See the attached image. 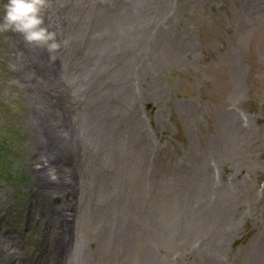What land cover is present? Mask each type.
Returning a JSON list of instances; mask_svg holds the SVG:
<instances>
[{
  "label": "rangeland",
  "instance_id": "1",
  "mask_svg": "<svg viewBox=\"0 0 264 264\" xmlns=\"http://www.w3.org/2000/svg\"><path fill=\"white\" fill-rule=\"evenodd\" d=\"M43 15L54 60L0 33V264H264V0H47ZM50 92L79 132L67 191L36 166Z\"/></svg>",
  "mask_w": 264,
  "mask_h": 264
},
{
  "label": "bare ground",
  "instance_id": "2",
  "mask_svg": "<svg viewBox=\"0 0 264 264\" xmlns=\"http://www.w3.org/2000/svg\"><path fill=\"white\" fill-rule=\"evenodd\" d=\"M26 50H28L26 53L29 54V47H27ZM18 64L24 66L21 75L23 74L22 76H25V68L29 65L28 60L23 58L19 60ZM14 68H17L15 64ZM26 76L28 77V75ZM21 81L23 82L24 80L22 79ZM25 83L27 84V82ZM46 88L53 92L61 90V86L55 80L49 81L48 87L46 86ZM48 97L49 99H45L43 107L34 105L33 108L35 114L33 118L34 125L37 127H44L43 132L35 137L38 144L36 149V166H41V170H37L38 167L35 169L38 171V177L41 178L42 183L46 184L48 188L46 192L55 189H65L67 191L72 186L71 168L66 165L64 160H60V156L64 150L67 152V149L71 150V146L75 145L79 138L77 135L78 131H76L75 128L69 127L59 115H52L51 108H54L55 105L58 104L59 99L55 95L53 97L56 99L52 98L51 92ZM49 168L55 169L56 171L49 173ZM69 216H71L70 213L66 214L67 218ZM65 253H67V257H70L71 248L68 247ZM260 261V263L264 262V258L261 257Z\"/></svg>",
  "mask_w": 264,
  "mask_h": 264
},
{
  "label": "clouds",
  "instance_id": "3",
  "mask_svg": "<svg viewBox=\"0 0 264 264\" xmlns=\"http://www.w3.org/2000/svg\"><path fill=\"white\" fill-rule=\"evenodd\" d=\"M46 7L47 0H7L0 12V33H15L26 45L46 49L54 60L52 54L62 48V42L45 26L43 10ZM66 44L64 41L63 45Z\"/></svg>",
  "mask_w": 264,
  "mask_h": 264
}]
</instances>
